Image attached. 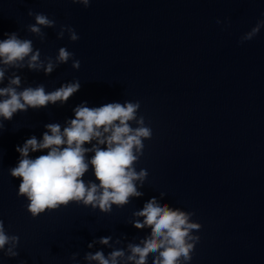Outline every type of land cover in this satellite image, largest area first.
I'll return each instance as SVG.
<instances>
[{
    "label": "clouds",
    "instance_id": "clouds-1",
    "mask_svg": "<svg viewBox=\"0 0 264 264\" xmlns=\"http://www.w3.org/2000/svg\"><path fill=\"white\" fill-rule=\"evenodd\" d=\"M87 8L91 0H71ZM28 16L35 23L28 24L27 31L43 43L47 37L44 29H55L57 21L42 12L29 10ZM217 23L221 21L217 20ZM264 27L260 20L241 37V43L252 40ZM65 33L71 42L79 40L75 29L61 24L56 33L63 39ZM0 39V85L7 78V85L0 86V129L3 121H11L18 112L29 109L39 110L48 105H63L80 88L79 80L63 83L52 91H46L44 84L21 88L22 77L15 71L6 77L9 69H28L43 71L50 75L58 66L72 60L71 67L78 70L80 61L66 47H60L55 58H41V51L34 49L33 41L21 38L17 32L5 33ZM140 102L124 101L105 103L99 107H89L87 101L73 108L74 116L60 123H47L42 138H28L22 146H17L19 160L15 167L9 168L11 177L19 179L18 196L28 201L27 211L33 218L45 211L67 206L71 202L99 209L101 213H111L113 205L122 208L132 198L144 195L140 190L148 177L146 169L136 170V164L143 155L144 140L151 139L152 129L145 125L143 116L137 115ZM135 123L136 127L132 124ZM85 145H91L86 147ZM46 154L31 158L30 153ZM89 153L91 157L89 158ZM95 181H85L90 170ZM139 185V187H138ZM160 194L144 203L142 209L132 213V226L137 230L150 229V233L139 239L138 243H128L126 249L115 248L111 236L100 237L88 244L92 249L99 244L111 248L104 253L97 250L84 255L87 264H187L199 236L201 225L193 222L194 213L173 208L160 200ZM19 236L8 235L4 221L0 219V252L9 258L19 255L16 250ZM117 239L115 244H120ZM78 253H73L75 260Z\"/></svg>",
    "mask_w": 264,
    "mask_h": 264
}]
</instances>
